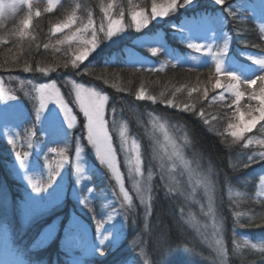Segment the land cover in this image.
Instances as JSON below:
<instances>
[{"label":"rangeland","instance_id":"rangeland-1","mask_svg":"<svg viewBox=\"0 0 264 264\" xmlns=\"http://www.w3.org/2000/svg\"><path fill=\"white\" fill-rule=\"evenodd\" d=\"M63 1L60 0V4L57 7ZM119 1L115 0V3L119 5ZM32 2L34 5L33 17H35L36 8L40 7L42 10L48 4V0H32ZM131 2L134 5L140 2V8L150 10L152 0H131ZM163 2L164 0H157V3ZM199 2L202 5V3H205V0H195L194 4L186 9L181 8L176 13L170 14L167 17L157 18L149 24L148 28L141 29L139 32L135 28H128L111 40H104L105 45L107 48L117 49L118 45L126 44L127 47L120 58L125 60V64L136 69L147 71V69L155 68L163 70L166 67V63L170 62L173 65L205 73L204 78L208 79L209 71L214 68L211 56L202 55L188 48L187 41L183 37L192 36L194 37L193 42L213 45V51H216L219 46H222L221 33L223 32L231 36L229 45V56L231 59L228 61V66L237 70L243 69L245 70V74L252 75L256 71V66L247 60V56L261 54V49L249 48V46L241 42H238L237 46L235 37L233 36L235 32L232 33L229 29L226 18L222 28L212 22L215 16L224 15L227 12H222V10L210 11L209 7L215 5L213 0L207 1V8L204 5L205 9H196V5ZM261 2L262 0H233L232 4L235 5L237 12V18L234 19L235 23H243L249 20V22L255 25L258 34H260L261 39L264 41L260 32V25L264 24V9L260 7ZM27 11V7L22 6L16 13L6 17L0 23V32L21 12L26 13ZM175 15L179 16L177 23L173 21L175 20ZM193 16L204 17L205 22L192 28V31L189 32L188 29L191 27L190 21ZM22 27V23L15 26L16 29ZM173 29L183 31V37L181 33H171L170 36L172 38H174L173 36L179 38L181 44L186 47L185 51H178V49L166 41V32H171ZM64 34L67 33H57L55 35L51 33L53 38H62ZM214 36L215 39H213ZM161 45L166 51H162L157 56H152L149 52V47ZM97 55L98 49L89 58H95ZM174 56L183 58L185 62L182 64L176 63L173 59ZM191 57H196V59H190ZM28 80L33 81L34 84L52 83L55 81L57 87L60 88L61 93L72 108L73 114L76 115L75 127L69 130V140L67 141L69 159L64 162L61 175L57 176L52 182L51 187L42 193H35L32 190L28 177H31L33 181L39 183L41 186H45L49 179V169L45 166V156L48 157L49 161H52L56 155L48 152V149L52 147H64L65 142L47 122L43 124L35 123V107L38 106V101L24 95L25 89L31 91L32 86L27 84ZM69 80L82 83L68 75H59V77L51 78L49 73L46 76L41 73L17 76L10 74L0 75V81H3L4 87L12 89L18 97L16 101L0 99V219L11 222V226H9V223L8 225L0 224L2 227L10 228V232L5 227L0 230V238L3 240L1 250L4 257L3 260H6L7 263L10 261L12 264H92L96 261V258L101 257L100 250L103 249V253L109 251L115 252L114 255L110 256L111 260H109V257L105 261V264H171L176 256H180V263L182 262V264H214L215 252L205 240V236L210 235L212 232L211 219L204 216L200 207L203 204L204 211H207V196L204 195L202 188L195 185L196 177L192 176L190 178L189 173L179 165L172 172V176L179 181L180 192H176L175 194L168 192V187L173 185V181L167 173V169L171 167L172 161L165 158L166 171L163 178H161L160 161L153 159V154L154 151H159L156 144L157 140L160 145H164V135L159 130L153 129L149 113L162 116L167 120L169 135L183 147L185 159L191 162L193 169H196L197 165L201 169L208 167L213 169V172L216 174V179L214 180L215 188L212 193L213 207L216 209L217 218L224 223V227L226 221H229L224 218L226 213H228L227 215L232 214L233 219H238L235 215L237 212L241 213V216L242 214L250 215L240 212L239 208L244 204L248 195H250L249 189L252 184L255 189V194L252 197L264 203V197H257L256 195L261 190L259 176L264 174V162L255 163L248 168L243 167L244 163L247 162L248 155H255V153L264 151V147L255 143L248 148L244 147L246 140L250 137L254 140L263 139L254 133L256 129L252 133L245 134V140L241 141L238 148L236 147L233 157L230 158V162L227 164V167L239 171L234 177L236 185L232 188L229 186L227 177L220 171L219 167L215 166L216 162L214 160L203 158L200 154L193 151L187 128L176 119L154 112V109H152V107L154 108V104L151 101H139L142 106L133 104L131 100H128L130 103L126 101L125 105L117 106L118 108L115 107V103L114 106H108L106 119L108 120L109 134L117 151L119 169L124 177L125 188L133 197V208L125 212V208H121L120 206V200L113 195V191L119 192V187L116 185L112 173L105 166L100 165L91 145L87 144V131L84 127L86 120L83 113L72 102L74 100V93L71 91V85L67 83ZM21 81L25 82L23 87L21 86ZM84 86L94 87L98 91H102L103 94L108 95L106 91H103L97 85L84 84ZM220 91L217 90L216 93H212L211 95H217ZM109 102H111L110 96ZM146 102H150L152 107H148L145 104ZM230 102L231 98L229 97L226 101L220 102V104ZM246 103V100L241 101L242 108ZM49 107H52V105H49ZM113 107L116 109L115 114L111 111ZM171 109L182 113L177 109ZM224 115L226 119L220 118L218 119L219 121H211V124H213L211 128H216L219 122L222 123L225 120V123L217 128L218 133L222 136H228L224 140L230 143L231 146L233 144L236 145L240 141L232 143L233 138L227 134V124L230 115L228 109H226ZM233 122L235 121L233 120ZM122 125L127 130L128 147L131 148L133 139L141 145L144 176L147 177L149 171L153 173L151 182L152 191L146 193V195L152 196L151 205L155 201L156 196H154V193L157 190L154 185L157 184L169 195V205L174 211L173 218L178 219V222L175 223L187 234V245L182 248L179 247L178 251L180 255L177 252H172L171 248L167 249V246L160 245L153 248V251L155 250L154 252L158 254L157 259L150 252L144 253L143 251L145 247H143V242H140L142 233L149 232L153 234V230L149 231L150 224L148 225V222L151 220L152 211L150 216L145 218V208L140 204L136 190L132 186V178L129 177L128 167L125 163V153L121 151L120 147L121 139L119 132ZM64 127L67 128V125L65 124ZM258 127L259 125H257ZM29 128H34L37 132L32 141L34 147L32 149L27 148V145L21 140L20 146L14 149L13 145L8 143V140L11 138L10 134L19 132L23 136L24 130ZM258 134L264 137V132L259 130ZM185 135H187L188 139L187 144L184 141ZM77 141L84 147L82 160L85 173L83 175L75 172V146ZM16 151H28L30 153L26 161L27 169L20 168L19 162L15 157ZM160 155L163 156V152ZM53 167H55L54 163ZM193 187H196V200L199 203L187 198V194L192 191ZM89 188L93 191H87ZM13 191L15 192L14 196L11 195ZM181 192L184 195H181ZM19 193L21 194V198L19 196L17 198V194L19 195ZM237 193H243V195L238 196ZM82 200H87V205L81 203ZM17 206H19L18 212H16ZM113 209H115L114 212ZM181 209H183V212H181ZM189 212L195 217V221L189 220ZM261 213L258 212L257 214ZM109 215H113L114 217L110 221L108 220ZM98 222L103 223V228L100 230H97ZM196 222L200 225L199 231L194 226ZM205 224L208 225L206 230L203 227ZM235 226H237V223L234 222V229L232 231L239 232V226ZM224 233L225 231L223 230L226 247V236ZM11 235H13L14 243L10 241ZM102 235H112L111 243L105 242L107 246L100 244ZM165 249L167 251H164ZM141 252L144 254H141ZM24 255H27L29 260H26ZM22 257L23 260L21 259ZM112 257H116V259ZM173 263L175 262L173 261Z\"/></svg>","mask_w":264,"mask_h":264},{"label":"snow or ice","instance_id":"snow-or-ice-1","mask_svg":"<svg viewBox=\"0 0 264 264\" xmlns=\"http://www.w3.org/2000/svg\"><path fill=\"white\" fill-rule=\"evenodd\" d=\"M195 0H164L163 3H157V0H152L150 10L147 8H140L132 4L129 0V6L127 9L121 7L115 3V0H109L105 3L104 0L99 2L100 19L97 23L96 13L94 7L88 2V0H76V2L70 6V10L65 11L64 19L52 25L51 33L53 35L57 33H65L68 30V34L63 35L62 38H58L55 44L44 43L43 48L48 50L52 48L54 53H61L62 48L60 46L67 45L63 49V58L57 59L54 64L46 66H40L36 64L33 66L28 61L20 63V52L22 48L19 41L22 40L28 33L26 29L31 27L33 17V2L32 0H0V23L3 20L16 13L22 6H26L28 11L24 19L21 21L23 27L14 30L10 35L15 37L14 40H0V43H11L13 47L17 48L16 52L12 51V48L8 49L11 54L6 58L3 64H0V68L5 71H10L12 68L22 67L23 72H39L43 75H48L50 72H56L58 69H73L78 70L80 66L97 51L101 43L104 40H111L113 37L118 36L128 28H135L137 32L141 29L148 28L149 24L155 21L157 18L167 17L170 14L176 13L179 9L193 5ZM215 5L223 6L222 12L226 11L233 19L237 18V12L235 5L231 4L229 0H213ZM60 4V0H48V4L42 10L36 8L34 15L40 17L43 13H52ZM63 7V5H60ZM261 9H264V0H262ZM202 22H205L204 17L193 16L190 21L191 27L188 31L191 32L192 28L199 26ZM212 22L218 24L221 28L225 23L224 15L215 16ZM260 32L262 38H264V24L260 25ZM183 37V31H181ZM187 41V47L193 49L197 53L202 55L211 56L214 68L208 73V79L206 82H200L197 77V84H185L181 87L174 88L170 93L161 91L159 96L149 94L143 84L136 90L135 98L138 101H151L153 104L159 103L166 105L168 108L177 109L180 112L192 113L198 116L204 125L209 126V130L212 131L211 121L217 119V116L211 115L206 112L201 105L197 110V104L209 100V93H216L217 90H221L217 95L211 97V103L215 104L218 101L224 102L229 97L230 103H226L223 106L230 112L229 122L227 124V134L230 135L232 143L245 140L246 133H252L254 129L259 125L261 132H264V49H261V54L248 55L247 60L252 65L256 66V71L252 75L245 74V70H237L228 66V61L231 59L229 56V45L231 42V36L225 33H221L222 46H219L216 51H213V45L200 44L193 42L194 37H183ZM215 39V36L213 37ZM35 41V37L28 42V49L32 48V44ZM242 43H245L242 41ZM75 45V47H73ZM252 47H259V45H251ZM39 50L40 44L35 45ZM163 49V46L149 47V52L152 56L159 55ZM69 53H71L69 55ZM178 64L184 63V59L180 57H173ZM190 59L195 60L196 57ZM175 67V64L173 65ZM162 69H147L149 72L161 71ZM87 75H94V73L88 69H85ZM119 78V74H115ZM96 79H103L105 84H108V79L104 75H97ZM24 81H21L23 87ZM71 85V91L74 93L73 103L79 108V111L83 113L86 120L84 127L86 128L87 144L91 145L95 152V157L99 160L100 165L105 166L111 173L112 177L116 181V185L119 187V192L113 191V195L120 200L121 208H125V212L133 208V197L129 194V191L125 188L124 177L119 169V163L117 159V151L113 145L112 137L108 130V120L106 115L108 113L109 96L103 94L102 91H98L94 87H85L82 83H77L75 80L67 81ZM129 83H131L129 81ZM201 83L204 84L201 87ZM27 84L31 85V91L25 89L24 95L29 96L31 99L38 101V106L35 107V123L43 124L45 122L62 137L65 142L64 147L56 148L52 147L48 149V152L54 153L55 158L52 161L48 160L45 156V166L49 169V179L45 186H41L39 183L33 181L31 177H28V182L31 185L32 190L35 193H42L51 187L52 182L57 176L61 175V170L64 167V162L69 159L67 141L69 140V130L75 127L76 115L73 114L72 108L69 106L68 101L61 93L59 87L55 81L52 83H39L34 84L33 81L28 80ZM116 88L117 91H128L126 87H118L116 83L111 85ZM183 91L187 92V100H179L177 98L178 93ZM196 94L193 97V94ZM34 94V95H33ZM0 99L6 101H16L17 95L12 89L5 88L3 81H0ZM246 100L247 103L241 105V101ZM52 105V107H49ZM58 109V110H57ZM115 114L116 109H111ZM227 115V114H226ZM62 116V119H61ZM151 124L154 130H159L164 135V145H160L159 141H156L159 151H154L153 159L160 161L161 178L165 174V158L172 161V165L167 169L169 178L173 181V185L168 187V192L175 194L180 192L179 181L172 176V172L175 171L177 166L183 167L188 173L190 178L195 176V185L202 188L204 195L207 196L208 205L207 211H204V205L201 204V211L205 217L211 219L212 232L210 235L205 236V240L209 246L215 252L214 264H229L228 251L225 247V240L223 236L224 226L223 223L217 218L216 209L213 207L212 193L215 188L214 180L216 174L211 167L201 169L197 165L196 169L191 167V162L185 159L183 147L176 142L168 133V122L162 116L152 115ZM233 120L235 122H233ZM115 123V121H113ZM67 125V128L64 125ZM37 135L34 128L24 130L23 136L21 133L10 134L11 138L8 143L13 145V148L20 146V141L27 145V148L32 149L33 137ZM121 139V151L125 153V163L128 167L129 177L132 178V186L136 190V195L139 197V202L145 208V218L149 217L152 211L151 195H146L152 191L151 182L153 179V173L148 172L147 177L144 176L143 164L144 161L141 156V145L135 140H132L131 148L128 147V136L125 126H121L120 132ZM155 139V137H154ZM185 144H187V135L184 137ZM264 147V139L248 138L244 144L245 148H248L253 144ZM163 152V156L160 153ZM84 153V147H82L77 141L75 146V172L83 175L85 173V167L83 165L82 156ZM30 153L28 151H16L15 157L19 162L20 168L27 169L26 161L28 160ZM264 162V151L255 153V155H248L247 162L243 167L248 168L251 165ZM53 163L55 167H53ZM235 167V165H233ZM260 191L256 193L257 197H264V174L259 176ZM79 182V181H77ZM87 191H93L91 188ZM184 195L183 192L180 193ZM237 195H243V193H237ZM122 197V199H121ZM187 198L199 203L196 200V187H193L192 191L187 194ZM81 203L87 205V200H82ZM127 206V207H125ZM91 210V209H90ZM115 209H113V212ZM183 212V209H181ZM235 215L239 218L241 213L237 212ZM190 221H195V217L191 212L188 214ZM113 215L108 216V220H112ZM239 223V219L237 220ZM197 230H200L198 222L195 223ZM240 227H245V224H239ZM249 227H264V213H253L248 219ZM204 229L208 228V225H203ZM103 228V223H97V230ZM112 235H102L100 240L101 245H105V242L111 243ZM107 246V245H105ZM243 247L254 249L259 253L261 258H264V243H249L246 239ZM241 245L237 244L236 249H240ZM103 254V249L100 250ZM191 251V250H189ZM254 254V253H249ZM235 255V253H234ZM241 264H254V261H249L246 256L241 259Z\"/></svg>","mask_w":264,"mask_h":264},{"label":"trees","instance_id":"trees-1","mask_svg":"<svg viewBox=\"0 0 264 264\" xmlns=\"http://www.w3.org/2000/svg\"><path fill=\"white\" fill-rule=\"evenodd\" d=\"M208 0H205V3L201 2L197 3L196 9H205L208 7L207 2ZM76 2V0H64L61 5L63 7L58 6L52 13H42L40 17H33L32 18V24L31 27L28 28L26 31L28 35H26L22 40L19 41V44L22 48V51L20 52V63L23 64L24 61H28L33 66L36 64H40V66H46L49 64H54L57 59L63 58V49L67 47V45L60 46L62 48L61 53H54L52 48H49L48 50H45L43 48L44 43H50L55 44L56 39L60 37L53 38L51 35V27L53 24L60 22L64 19L65 11L70 10V6L73 5ZM88 2L94 7L95 13H96V20L97 23L100 19V13H99V2L100 0H88ZM105 3L109 2V0H104ZM229 2L232 4L233 0H229ZM129 0H120L118 2L119 6L124 7L126 9L127 6H129ZM139 4V5H138ZM137 6L141 7V3H136ZM40 8V7H39ZM210 8V11H217L222 10L223 6L213 5ZM27 12H21L15 19H13L9 24L6 26L5 29H3L2 32H0V40H14L15 37H12L10 34L16 30L15 26L19 25L21 23V18L24 19ZM178 15H175L174 23H177V20L179 18ZM224 16L226 18V21L228 23L229 29L231 32H235L233 35L235 37V41L238 46V42H245L244 44L249 46L251 48V45H259V47H253L256 50L264 49V44L260 37L258 36L257 31L255 30L254 26L248 22L245 21L243 23H235V20L229 16L227 13H224ZM169 31V30H167ZM68 34V30L65 31ZM180 34V29H173L171 32H166V41H168L173 47L178 49V51H185L186 47L181 44L180 39L176 36H170V34ZM65 35V34H64ZM35 37V41L32 44V48L28 49L27 45L28 42L32 40V38ZM63 37V36H62ZM39 43L40 48L39 50L36 49L35 45ZM241 45V44H240ZM119 47L117 49L113 48H107L105 45V41H103L98 48V55L94 58H89L87 61H85L78 70H73L71 68L69 69H63L60 68L56 72H50L51 78L59 77V75L62 76H72L74 79H76L79 82H82L84 84H94L100 87L103 91H106V93L111 97V102H109L108 106H114L118 108L117 106L125 105L126 101L130 103L131 100L133 104H137L138 106H142L141 103H139L138 100L135 98V92L136 90L141 86V84L144 85V87L147 89V92L152 95L159 96V93L161 91H165L166 93H170L174 88L181 87V85L185 84H191L195 85L197 84V77H199L200 82H206L207 79L204 78V74L200 73L195 70H191L187 67H180L175 65L173 67V63L167 62L166 67L162 71H156V72H149L146 70L136 69L133 68L127 64H125V60L123 58H120V56H123L124 49L127 47L125 45H118ZM75 47V45H73ZM12 48L13 52L17 51V48L13 47L11 43L5 44L0 43V64H3L4 60L8 58L11 54L8 52V49ZM71 53H69L70 55ZM85 69H88L94 73V75H87L85 73ZM119 74V78L115 74ZM35 75L39 74V72H23L22 67L20 68H12L10 71H5L3 68H0V75ZM97 75H104L106 79H108L109 83L105 84L103 79H96ZM129 81L131 83H129ZM113 83H116L118 87H126L128 91H117L116 88H113L111 85ZM201 87L204 86L203 83L200 85ZM109 92H108V91ZM212 92L209 93V100L202 101L197 104V110L201 107V105L204 107L205 111L210 113L211 115L217 116V121L220 118L226 119L224 112L227 108H225L223 105L220 104V102H217L215 104L211 103V97ZM195 93L193 94V97H195ZM178 102L179 100H187V92L183 91L182 93L177 94ZM141 104V105H140ZM145 104L148 105V107H152L150 102H146ZM151 104V105H150ZM146 105V106H147ZM154 109L153 111L169 116L172 119H176L180 123H182L186 128L187 131H189L190 139H191V146L193 151L200 154L203 158H207L209 160H214L216 162V167H219L220 171L227 177L229 180V186L234 188L236 185L235 182V175L239 173V171L235 169H231L227 167V164L230 162V158L233 157L234 151L236 147L241 144V141L237 143L236 145L233 144L231 146L230 143L225 141L224 139L228 136H222L218 133V127H220L222 124L225 123V120H223L220 125H218L216 122V128H214L212 131L209 130V126H206L203 124L201 119L192 114L187 112L178 113L176 110H172L171 108H168L166 105L156 103L153 105ZM169 112V113H168ZM175 112V113H174ZM219 121V120H218ZM213 124H211L212 126ZM259 127L256 128L255 132L258 137H262L260 134H258ZM1 144V143H0ZM1 153V150H0ZM1 164V163H0ZM1 167V166H0ZM1 173V171H0ZM9 181V180H8ZM13 183V182H12ZM10 184V181H9ZM13 185H15L13 183ZM12 185V186H13ZM154 187L157 191H155V201L152 204V214H151V220L148 222L149 231H152L153 234H150L149 232L142 233L141 241L143 242L144 253L150 252L156 259L157 255L156 252L153 251L154 246H167V249L171 248L172 252H177L180 255L179 247H183L187 245L186 239L187 234L178 227V224L175 222H178V219L173 218V209L169 205V195L165 192V190L159 185L155 184ZM250 195H248V198H246L244 204L239 208L240 212H245L247 214H242L241 218L239 219V223H237L238 219H233L232 214L227 215L226 213L224 215V218H226L229 221H226L224 231L226 236V247L228 251V258H229V264H241V259L246 256V258L249 261H254V264H264V258H261L259 253L256 252L254 249H249L246 247H243L244 241L247 239L250 243H264V227H249L248 219L250 216L253 215V213H258L264 211V203L261 200L252 198V195L254 194V185H251ZM11 195H15V192H11ZM21 198V194H17V198ZM16 197V196H15ZM19 211V206L16 207V212ZM225 211V210H224ZM86 219V218H84ZM87 220V219H86ZM232 221V222H231ZM225 222V221H224ZM234 222L237 223V226L239 224H245V227H240L239 232H233L232 229H234ZM9 226L11 222L9 220L6 222L5 220L0 219V224H6ZM140 224V223H139ZM138 224V225H139ZM224 224V223H223ZM235 226V227H237ZM131 237L130 235H128ZM233 236V237H232ZM128 240V239H127ZM241 245L240 249H236V245ZM164 251H167L166 249ZM159 252V251H158ZM108 253V254H107ZM103 253L101 257L96 258V261L92 264H99L104 263L105 261L111 256L114 255L115 252H107ZM141 252V254H144ZM235 253V255H234ZM254 253V254H249ZM140 255V253H138ZM24 257L28 259L27 255H24ZM183 257V256H182ZM116 259V257H112ZM161 259V258H160ZM38 260V259H36ZM111 260V257L110 259ZM180 256H176V258L173 260L175 263L171 264H182L180 263Z\"/></svg>","mask_w":264,"mask_h":264},{"label":"bare ground","instance_id":"bare-ground-1","mask_svg":"<svg viewBox=\"0 0 264 264\" xmlns=\"http://www.w3.org/2000/svg\"><path fill=\"white\" fill-rule=\"evenodd\" d=\"M3 259H4V257H2V259L0 260V264H7V263L4 262ZM1 261H3V262H1Z\"/></svg>","mask_w":264,"mask_h":264}]
</instances>
